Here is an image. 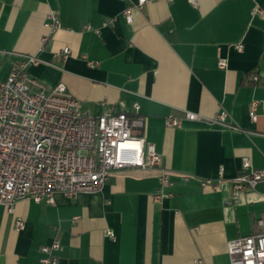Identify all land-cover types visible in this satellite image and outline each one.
Wrapping results in <instances>:
<instances>
[{"label": "crops", "instance_id": "1", "mask_svg": "<svg viewBox=\"0 0 264 264\" xmlns=\"http://www.w3.org/2000/svg\"><path fill=\"white\" fill-rule=\"evenodd\" d=\"M137 1L0 0V84L35 56L41 63L30 77L47 90L64 83L85 110L134 114L138 104V134L155 144L172 182L157 200L159 170L129 167L99 191L57 192L54 203L23 199L13 212L0 205V264H40L41 246L54 238L57 264H231L228 242L257 231L264 180L238 200L233 182L243 157L264 167V107L256 121L250 116L252 102L264 101V20L254 15L264 0L152 1L129 23L124 11ZM52 10L63 27L43 44ZM253 73L258 83L248 81ZM186 110L206 118L225 110L239 129L186 119ZM171 113L181 126L167 125ZM221 165L219 185H204Z\"/></svg>", "mask_w": 264, "mask_h": 264}, {"label": "built area", "instance_id": "2", "mask_svg": "<svg viewBox=\"0 0 264 264\" xmlns=\"http://www.w3.org/2000/svg\"><path fill=\"white\" fill-rule=\"evenodd\" d=\"M152 1L161 0H138L127 7L124 11L126 20L133 23V10H142ZM163 1L170 3L173 0ZM188 1L198 5V0ZM254 15L264 20V10L260 7L254 10ZM62 27L59 13L50 11L44 23L47 33L43 44ZM235 48L242 51L243 45ZM70 54L71 50L66 47L63 56L67 58ZM40 63L35 56L23 57L15 64L7 81L0 84V205L13 212L16 202L23 199L54 203L57 192L74 198L80 192L99 191L116 170L129 167L159 170L161 189L155 198L158 200L166 195L164 187L172 183L171 172L163 167L162 154L155 144L138 134L145 125L144 117L138 114L140 106L134 105V114L110 110L94 114L82 107L64 83L47 90L32 79L28 68ZM88 65L94 68L97 63L88 61ZM219 66L225 69L226 60L221 59ZM248 81L258 83L260 76L253 73ZM260 105L264 107V101L251 104L253 121L258 119ZM228 117L225 110L211 118L189 110L184 113V118L189 120H206L210 124L239 129ZM166 123L181 126V118L171 113L166 117ZM223 174L221 165L217 180L208 178L202 183L217 187ZM263 180L264 167L253 168L250 159L243 157L242 168L233 182L234 200H238L242 192L255 189ZM256 225L257 231L228 242L231 264H264V214L257 218ZM25 226L21 217L15 220L17 230ZM107 235L116 238L112 229ZM60 249L58 238L43 244L40 264H57ZM195 263L205 264L200 259Z\"/></svg>", "mask_w": 264, "mask_h": 264}]
</instances>
